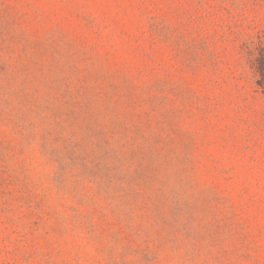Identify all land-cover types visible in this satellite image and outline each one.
I'll return each instance as SVG.
<instances>
[{
  "label": "rangeland",
  "instance_id": "rangeland-1",
  "mask_svg": "<svg viewBox=\"0 0 264 264\" xmlns=\"http://www.w3.org/2000/svg\"><path fill=\"white\" fill-rule=\"evenodd\" d=\"M264 0H0V264H264Z\"/></svg>",
  "mask_w": 264,
  "mask_h": 264
},
{
  "label": "trees",
  "instance_id": "trees-1",
  "mask_svg": "<svg viewBox=\"0 0 264 264\" xmlns=\"http://www.w3.org/2000/svg\"><path fill=\"white\" fill-rule=\"evenodd\" d=\"M244 56L254 72L255 85L264 97V30L244 43Z\"/></svg>",
  "mask_w": 264,
  "mask_h": 264
}]
</instances>
